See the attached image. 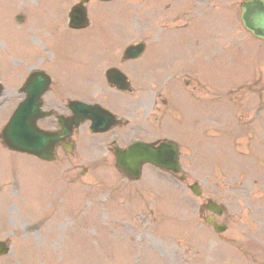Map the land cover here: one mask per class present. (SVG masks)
<instances>
[{
    "label": "rangeland",
    "instance_id": "1",
    "mask_svg": "<svg viewBox=\"0 0 264 264\" xmlns=\"http://www.w3.org/2000/svg\"><path fill=\"white\" fill-rule=\"evenodd\" d=\"M103 8L90 7L95 25L96 16L104 12ZM64 10L65 0H37L33 15H48L60 20ZM2 15L4 22L0 26L1 36L6 42L12 41L9 49L22 51L26 46L24 39L11 27L6 9ZM233 17L231 14L230 24L235 21ZM199 18L192 34H180L174 28L157 33L152 48L141 59L134 61L133 66L138 73L129 70L133 77L130 101L147 103L148 81L142 80L139 75L143 70L151 71L159 64L172 60L183 62L192 70L197 68L195 54L206 48L196 50L192 47L195 35L198 32L211 34L223 23H227L223 8ZM25 20L27 19L23 18L22 21L25 23ZM108 21L112 22V18ZM137 22L140 23L141 19L137 18ZM113 24L116 28L99 27L82 33L61 31L62 36L56 49L48 50L50 58L46 64L49 70L51 73L61 71L64 82L70 84L69 90L85 84L84 64L88 63V67L91 62H103L114 42L123 40V36L114 35L124 33L122 26L117 24L116 16ZM143 35L134 32L132 38H141ZM240 35L242 41L237 43H243L242 50H237V46H234L213 61L198 66L196 71L200 79L203 77L209 81V77L216 74L215 84L208 88L205 83L194 78L196 83L192 80L187 86L188 84L179 83L185 77H179L167 85L165 94H161L162 98L163 95L167 97L169 108L154 115L160 118L159 122H154V117L153 121H148L150 129L165 127L170 133L178 132L175 130L185 124L192 130L200 121L224 119L226 124L239 122L235 125V130L230 129L229 134L224 135L215 134L206 123L203 135L209 136H201L197 140L193 137L190 140L186 138L180 148L184 168L192 171L190 175L197 177L208 195L222 199L225 203L226 213L220 220L228 218V229L221 235H216L210 230L206 232L203 227L196 228L195 222H192L195 219L200 223L198 214L193 211L196 196L186 192V200L181 198L175 191L172 177L167 173L144 167L141 179L132 182L118 174L110 156L89 161L88 164L82 160L89 170L85 175L75 173L80 176L78 180L70 178L66 186L68 192L73 193L69 199L64 198L56 206L58 208L66 203L64 212L69 219L62 218L56 223L51 214L46 216L43 224L26 229L27 226L21 227L20 220H29L28 211L15 213L12 208L7 209L5 227L0 230V236L5 231L12 234L15 232L18 240L14 241L12 238L11 249L16 251L17 248L19 252L7 256V264H16L17 261L19 264H131V261L133 264H238L243 256L248 261V254L258 259L264 257V163L260 156L261 150H264V82L256 76L264 70V44L250 41L245 34ZM229 67L231 71L245 67L253 73V80L231 79L230 86L234 90L221 93L219 86L231 77H227V71L220 72ZM5 74L6 69L4 70L0 59V77ZM186 77L189 78L188 75ZM221 79L223 80L220 81ZM7 89L2 110L4 112L18 98V94L13 93L14 87L7 85ZM175 90L179 91L180 101L176 99L178 96H173L177 93ZM48 96L50 98L51 94ZM139 111V108H135L133 117ZM161 116L165 124H161ZM226 138L228 141H225ZM66 155L58 156V164L66 161L71 164L75 161L81 163L76 150ZM8 156V153L1 152L0 166L4 167V160ZM14 159L19 169L22 165L25 166L16 171L17 179L13 183L14 187L16 183L13 192H16L19 200L40 192L39 187L55 174L52 165L31 158L21 159L18 155ZM20 178L24 181V192L20 189ZM79 192L81 194L78 196ZM21 203L26 208L33 204L26 201ZM182 206L180 211L187 219L185 224L184 221L178 223L179 208ZM0 214L3 216L2 208ZM96 224V227L93 226ZM89 228L92 231L91 237L97 236L99 240L86 244L83 235ZM193 228L197 229L199 236L206 237L204 244L207 248L186 237L183 230L189 232ZM239 229H244L243 233ZM106 232L116 240L114 248L109 243L112 239H106ZM96 248L100 254L98 251L94 253ZM218 250H223V253L217 252ZM149 251L155 256L154 260L152 254L147 253ZM154 252H157L158 257ZM48 256L50 261L46 259Z\"/></svg>",
    "mask_w": 264,
    "mask_h": 264
},
{
    "label": "water",
    "instance_id": "2",
    "mask_svg": "<svg viewBox=\"0 0 264 264\" xmlns=\"http://www.w3.org/2000/svg\"><path fill=\"white\" fill-rule=\"evenodd\" d=\"M241 18L245 24L250 26V28L253 30V34L264 39V0L245 1V3H243ZM12 130L14 134L17 132V130L14 128H12ZM136 147L139 146L133 145L131 150L123 153L120 156H124L123 159L125 165H131V167H133L132 165L134 164L135 168L137 167L138 163L144 159V157L148 156L149 150H144V156L135 155L138 152Z\"/></svg>",
    "mask_w": 264,
    "mask_h": 264
}]
</instances>
